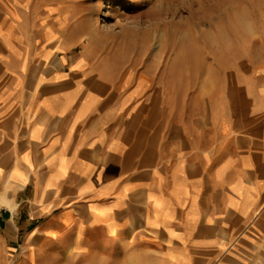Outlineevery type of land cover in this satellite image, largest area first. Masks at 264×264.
<instances>
[{
  "label": "crops",
  "instance_id": "crops-1",
  "mask_svg": "<svg viewBox=\"0 0 264 264\" xmlns=\"http://www.w3.org/2000/svg\"><path fill=\"white\" fill-rule=\"evenodd\" d=\"M5 39L0 264H39L41 240L80 254L88 232L151 264H264V67L238 83L235 117L168 128L148 75L106 71V51Z\"/></svg>",
  "mask_w": 264,
  "mask_h": 264
},
{
  "label": "rangeland",
  "instance_id": "rangeland-1",
  "mask_svg": "<svg viewBox=\"0 0 264 264\" xmlns=\"http://www.w3.org/2000/svg\"><path fill=\"white\" fill-rule=\"evenodd\" d=\"M42 34L55 47L72 43L67 56L84 46L106 51L96 60L125 81L148 75L166 127H190L198 115L212 128L225 112L237 115L238 83L264 67V0H0L1 48L12 37V47L44 50ZM98 238L88 232L82 253L54 258L41 240L39 264H151L143 247L112 252Z\"/></svg>",
  "mask_w": 264,
  "mask_h": 264
},
{
  "label": "bare ground",
  "instance_id": "bare-ground-1",
  "mask_svg": "<svg viewBox=\"0 0 264 264\" xmlns=\"http://www.w3.org/2000/svg\"><path fill=\"white\" fill-rule=\"evenodd\" d=\"M89 46V45H88Z\"/></svg>",
  "mask_w": 264,
  "mask_h": 264
}]
</instances>
